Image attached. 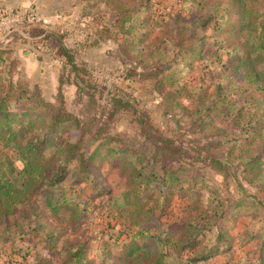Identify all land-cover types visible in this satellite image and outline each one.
<instances>
[{
    "label": "trees",
    "instance_id": "16d2710c",
    "mask_svg": "<svg viewBox=\"0 0 264 264\" xmlns=\"http://www.w3.org/2000/svg\"><path fill=\"white\" fill-rule=\"evenodd\" d=\"M150 1L106 0L105 3L113 6L116 16L115 34L118 40L122 39L119 47L120 53L125 55L124 60L133 61L130 54L132 48L138 44L143 45L146 41L151 31L147 30V27L168 36L159 45L154 46L159 50L166 44L167 48L173 49L171 61L178 66L173 69L171 65H161L159 57L150 66L141 62L135 63L132 71L141 70V73H135L141 79H153L158 91L165 87H174L175 90L176 85L182 84L177 90L178 95L189 92L188 89L185 91L186 82L182 83L179 80L184 77L185 71L192 70L199 61L203 63L208 60L205 57L207 44L205 35L212 32L211 36L214 34L217 37L224 33L227 26L225 18L232 13V8L238 7V12L244 19L242 29L249 33L251 44L248 49H243L242 46L240 49L238 46L232 48L227 39H222L219 40L221 42H217L216 51L223 50L229 57L238 58V65H232L230 60L227 67H233L234 74L239 77L241 83L236 86L228 76L225 77L227 86L218 81L213 83L214 89L211 91L210 87L201 85L190 93L192 94L190 98H195L196 106L194 109L188 107L183 109L189 122L185 125L188 126V130H184L180 136H187L188 133L200 134L204 128H210L213 133L217 132L214 136L216 141L212 145H221L223 149V146L226 147L229 145L227 142L232 140L231 133L226 130L227 126L235 131L232 135L247 136L245 139L248 138L249 141L257 137L262 139L264 101L252 100L251 97L245 96L250 91L264 92V74L261 71L264 64V0H231L226 6L216 2L205 4L201 0H184L187 6H191L193 13L199 16L193 22L180 24L176 30H170L165 24L166 21L156 20L145 13ZM4 10L0 8L2 12L0 22L10 17V13ZM29 16L22 18V21L30 20ZM38 32L40 34L37 36L42 35V41L49 48L56 33L42 26ZM104 33L109 34V31ZM63 51L66 54H63ZM57 52L59 57L62 55L67 57L64 65L69 64L76 69L74 58L63 40H60ZM236 52L241 54L240 57ZM7 54H10L9 50L0 48V220L15 216L23 206L31 203L33 206L30 215L21 217L23 220L20 224L16 223L13 226L6 224L4 231L0 230V240L5 235L8 240L12 234L23 236L28 234L38 239V244H42L43 249H48L57 259L65 257L63 264H89L86 244H66L63 241L65 232L48 226L42 215H39L35 202L47 208L54 219L60 218L61 225L68 221L72 227L81 226L88 212V204L80 197V193L84 191L79 189L80 186L92 182L93 170L99 167L101 162L119 161L121 158L125 170L130 173V185L125 193L124 207L122 206L126 214L124 220L134 229L121 243L118 236L99 246L98 253L101 255L102 264H117L112 259L114 250L118 253L119 261L124 264L126 262L144 264L147 260L151 261L149 264H207L217 253L226 254L230 251L232 240L224 228H220L216 246L210 247L203 243L206 232L214 228L212 222L214 216L219 213L217 206H224V203L212 201L211 204L215 205L211 207H215L200 210L201 199L207 196L209 187L203 182L202 187L198 188L200 182L205 180L200 174L192 178L188 175L189 170L185 163H182L186 156L185 147L182 143L176 145L175 135L169 136L153 126L146 114L139 117L137 121L139 134L134 138H129L127 133H108L105 130L106 125L90 131L94 119L91 124H86L87 129L82 130L87 122L83 123L79 117L67 111L63 99L58 103L48 102L38 87L30 88L22 80L13 79L9 73L14 61L10 57L5 58ZM223 73L225 71H221V74ZM78 89L81 90L82 87L78 85ZM235 94L241 98L237 102L234 99ZM88 95L91 99H96V95L90 93ZM113 101L116 110L113 111V115H109V121L113 120L118 112L133 110L129 101H124L122 97L114 98ZM251 107L256 110L254 114L246 111ZM68 124L81 129L77 143L63 139L62 129ZM89 131V138L96 145L91 152H86L82 144ZM218 136H224L225 141L217 140ZM235 140L233 145H230L226 160H223L225 163L210 156L213 147H205L208 148L205 152L209 155L207 159L212 162L216 172L225 179L231 176L230 170L235 163L232 159L240 146L239 138L236 137ZM48 149H53L51 155L47 153ZM242 155L245 156L241 158L243 163L245 162L242 171L248 176L247 180L252 184L260 183V189L264 191V148L255 152L245 150L242 151ZM68 180L72 183L66 188L65 183ZM185 181H188L187 187L184 185ZM96 185L95 182L93 191L97 188ZM151 188L160 190L157 191L160 194L157 203L151 201L154 194L150 193ZM240 188L243 190L242 186ZM105 193V189L100 188L98 192L96 191V196ZM177 193L187 202L182 209L183 216L175 221L177 231L159 229L160 225L154 223V219L167 216L170 201ZM212 193L213 199L216 200L217 193ZM254 202L255 200L248 196L236 202L232 207L233 215L237 211L247 210L256 204ZM260 202L257 206L259 205L261 207L259 209L264 213V198ZM115 208L118 209L119 206ZM159 211L160 215L157 214ZM123 234L125 233L122 232L120 235ZM261 239L264 241V232Z\"/></svg>",
    "mask_w": 264,
    "mask_h": 264
},
{
    "label": "rangeland",
    "instance_id": "374dc122",
    "mask_svg": "<svg viewBox=\"0 0 264 264\" xmlns=\"http://www.w3.org/2000/svg\"><path fill=\"white\" fill-rule=\"evenodd\" d=\"M201 1L205 4L216 2L226 6L231 0ZM105 2L106 0H0V8L10 13V17H6L3 23L0 22V48L9 50L10 54L5 55V58L10 57L14 61V65L10 68L11 72L8 73L15 81L22 80L30 88L38 87L48 102L58 103L60 99H63L67 111L79 117L83 123L87 122L82 130L87 129L86 124L94 119V124L90 125V131L106 125L105 130L108 133H127L129 138H134L139 134L137 121L142 114H146L153 126L163 130L169 136L175 135L176 145L182 143L185 147L187 157H184L185 160L182 163H185V167L188 168V175L192 178L200 174L205 180L200 182L198 188L202 187L203 182L209 187L207 196L201 199L200 210L215 207H211L215 205V203L211 204L212 201L224 203V206H217L219 213L214 216L212 222L214 228L206 232L203 243L210 247L216 246L220 228H224L232 240V246L228 253H217L207 264H264V241L261 239L264 232V213L259 209L261 207L257 206V203H261L260 200L264 198V191L260 189V183H250L246 178L248 176L242 171L245 166L242 160L245 156L242 155V151L253 150L255 152L264 148V136L262 139L257 137L252 142L248 138L245 139L247 136L232 135L235 131L226 126L227 132L231 133L230 139L232 140L227 142L229 145L226 147L222 145L223 149L221 145H212L216 141L214 136L217 132L213 133L210 128H204L200 134L188 133L187 136H180L184 130H188V126L185 125L189 122L183 109L185 107L194 109L196 106L195 98L191 99L192 94L190 93L196 91L201 85L210 87L209 91H211L214 89L213 83L218 81H222L227 86L225 77L228 76L236 86L241 83L239 77L234 74L233 67H227L230 63L234 66L238 65V58L229 57L223 50L216 51L217 42H221L219 40L222 39H227L232 48L238 46L240 49L242 46L243 49H248L251 44L249 33L242 29L244 19L238 12V7L232 8V13L226 17L228 19L225 18L227 26L224 33L217 37L214 34L212 37V32L205 35L207 36L205 57L208 60L203 63L197 62L192 70L185 71L183 78H178L180 82H186L185 91L189 90V92L178 95L177 90L182 84L176 85L175 90H173L174 87H165L159 92L155 88L153 79H141L135 74L136 72L141 73V70L132 71L135 63L141 62L150 66L159 57L161 65H171L173 69L178 66L171 61L174 55L173 49L167 48L166 44L159 50L154 46L159 45L168 36L163 35L159 30L152 31L150 27H147V30L151 31L146 41L143 45L138 44L132 48L130 54L133 56V61L124 60L125 55L120 53L119 47L122 39L118 40L115 34L116 16L113 6H108ZM145 13L156 20L166 21L165 24L170 30H176L180 24H185L187 21L193 22L199 16L193 13L191 6H187L184 0H151ZM28 15H30L28 19L36 17L37 21L23 22L22 18L25 19ZM40 26L56 33L49 48L42 41L43 36H37L40 34L38 32ZM105 31H109V34H105ZM60 40H63L71 52L76 69L69 64L64 65L67 62L66 56L59 57L57 50ZM62 53L66 54L65 51ZM238 55L240 57L241 54ZM230 60L232 62L229 63ZM221 71L225 73L221 74ZM261 71L264 74V64L261 66ZM78 85L82 87L81 90L78 89ZM88 93L96 95V99H91ZM246 94V98L251 97L252 100L264 101L263 91L255 90ZM118 97H122L124 101L128 100L133 110L118 112L113 120L109 121V115H113V111L116 110L113 99ZM239 98V95H234L236 102ZM246 111H251L252 114L256 112L253 107L247 108ZM64 127L66 128L62 129L63 139L77 143L81 129H77L72 124ZM90 131L83 138L82 146L86 152H91L96 145L89 138ZM236 137L239 138L240 146L236 150V156L232 159L235 163L233 167L231 166V176L225 179L212 167V162L210 163L207 159L209 155L205 152L213 147L210 150L212 154L210 156L225 163L223 160H226L230 145H233ZM217 140L225 141V138L218 136ZM47 153L51 155L53 149H48ZM72 166L74 167V164ZM159 174L162 175L160 172ZM92 178V182L83 183L79 188L84 189L80 197L88 204L85 220L79 227L70 226L68 221L61 225L60 218L54 219L52 213L42 204L38 202L35 204L39 215H42L48 226L65 232L63 241L66 244H86L88 263L102 264L101 255L98 253L99 246L118 236H120L119 243H121L128 234L131 235L134 229L129 222L127 224L124 220L126 214L122 208L125 193L130 185V173L125 170L120 158L119 161L101 162V165L93 170ZM95 182L97 188L93 191ZM71 183V180L66 181V188H69ZM187 183L188 181L184 183L186 187ZM240 186L243 190H240ZM100 188H104L106 193L96 196V191L98 192ZM157 191L160 190L151 188L150 193H154L151 196L152 202L160 197ZM108 192L110 194H107ZM212 192L217 193L216 200L213 199ZM146 195L147 193L144 194ZM247 196L254 199L256 204L245 211H237L233 215L234 204ZM186 205L184 197L180 198L177 193L170 201L167 216L156 217L154 223L160 225L159 229L177 231L175 221L183 216L182 209ZM32 206V203L28 204L21 207L15 216L2 218L0 230H3L6 224L10 226L20 224L24 215L31 214ZM116 206L119 208H115ZM160 212L157 214L160 215ZM122 232L125 234L120 235ZM6 236L0 240V264H63L64 262L65 257L57 259L48 249H43L42 244H38V239L28 234L25 236L12 234L8 240ZM198 249L200 251L201 247ZM113 252L112 259L117 264H124L119 261L118 253L115 250ZM149 263L151 261L147 260L144 264Z\"/></svg>",
    "mask_w": 264,
    "mask_h": 264
},
{
    "label": "built area",
    "instance_id": "2783aa9c",
    "mask_svg": "<svg viewBox=\"0 0 264 264\" xmlns=\"http://www.w3.org/2000/svg\"><path fill=\"white\" fill-rule=\"evenodd\" d=\"M30 21H37L36 17L34 19H30ZM3 23V21H1Z\"/></svg>",
    "mask_w": 264,
    "mask_h": 264
}]
</instances>
